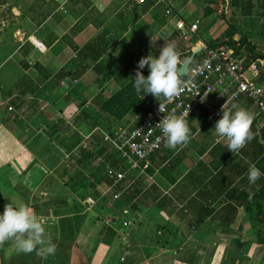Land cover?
I'll list each match as a JSON object with an SVG mask.
<instances>
[{
	"label": "crops",
	"instance_id": "0c3cea01",
	"mask_svg": "<svg viewBox=\"0 0 264 264\" xmlns=\"http://www.w3.org/2000/svg\"><path fill=\"white\" fill-rule=\"evenodd\" d=\"M170 25L159 0L0 1V178L11 190H40L35 214L46 236L73 241L89 264H264V176L248 180L252 164L264 173V158L246 145L228 151L203 112L187 121L190 141L142 163L118 200L107 180L88 185L95 168L122 164L100 147L126 124L101 104L129 82L146 46L168 38ZM96 40L109 45L93 61L86 47ZM237 105L264 127L249 104Z\"/></svg>",
	"mask_w": 264,
	"mask_h": 264
},
{
	"label": "built area",
	"instance_id": "2783aa9c",
	"mask_svg": "<svg viewBox=\"0 0 264 264\" xmlns=\"http://www.w3.org/2000/svg\"><path fill=\"white\" fill-rule=\"evenodd\" d=\"M145 2L147 0H139ZM164 4L165 18L174 24L175 30L182 36L195 34L196 24H185L168 4ZM264 59L247 62L246 57L234 54L227 45L204 48L200 56L190 65L188 72L180 78V94L171 100L160 98L151 108L138 117L135 126L125 125L112 135H104L105 142L118 153L120 167H106L108 180L107 193L118 200L125 188L122 186L140 165L165 146V138L156 126L167 115H183L188 121L193 115L203 112L204 125L221 118L222 106L225 110L235 104H249L264 120ZM12 111V107L8 108Z\"/></svg>",
	"mask_w": 264,
	"mask_h": 264
},
{
	"label": "clouds",
	"instance_id": "9594fccd",
	"mask_svg": "<svg viewBox=\"0 0 264 264\" xmlns=\"http://www.w3.org/2000/svg\"><path fill=\"white\" fill-rule=\"evenodd\" d=\"M185 64L186 61L180 59L176 45L165 43L158 57L148 55L138 61L133 77L136 93L143 97L152 94L171 100L180 94V77ZM146 66L149 72L147 76L142 72ZM225 105L221 109V118L215 123V134L219 139L227 140L228 151L238 154L254 138L251 130L254 116L235 103L228 110H225ZM156 126L161 130L168 148L175 149L190 141L191 130L183 115H167ZM261 176L264 173L255 164L250 165L249 183L255 184ZM8 241L15 242L17 252L31 253L38 249V254L45 259L56 252V245L46 236L45 225L40 222L32 208L12 199L5 204L3 212H0V244Z\"/></svg>",
	"mask_w": 264,
	"mask_h": 264
},
{
	"label": "rangeland",
	"instance_id": "374dc122",
	"mask_svg": "<svg viewBox=\"0 0 264 264\" xmlns=\"http://www.w3.org/2000/svg\"><path fill=\"white\" fill-rule=\"evenodd\" d=\"M172 3L173 10L181 15L180 18L185 24H196L197 31L195 34L182 36L174 33V29L171 28L174 25L171 24L170 30L164 29L168 38L154 44L157 48H162L165 43H174L181 61H185L197 46H201L202 49L206 47L200 41L201 38L215 44L222 43L226 41L228 30L233 27L240 33L239 39L248 44L255 54L261 56L257 59H264V0H172ZM244 14L253 16L250 23H243L241 17ZM234 53L246 57L247 62L254 61L251 53L246 49L241 55L235 50ZM139 115L140 112H137L127 116L126 119L129 122L137 121ZM126 119L121 122L122 125L126 124ZM119 126L118 124L117 127ZM114 127L116 125L112 129ZM17 186L19 187L13 190L5 188V182L0 178V212H3L5 204L12 199L17 203L27 204L36 213V209L40 206L37 200L41 198L40 190L31 193L21 187V183H17ZM34 195L37 197L35 201L32 200ZM55 245L56 252L45 259L38 254V249L31 253L17 252L14 241L5 242L0 244V264H85L84 256L72 250V244Z\"/></svg>",
	"mask_w": 264,
	"mask_h": 264
},
{
	"label": "trees",
	"instance_id": "16d2710c",
	"mask_svg": "<svg viewBox=\"0 0 264 264\" xmlns=\"http://www.w3.org/2000/svg\"><path fill=\"white\" fill-rule=\"evenodd\" d=\"M235 33H236V30L233 27L230 28V30H228V32H227V35L225 36L226 41L219 43V44H215L214 42H207L203 38H201L200 40L203 42V44L206 46V48L217 47L219 45H227V46H230L231 48H233L236 51V53L240 54V55H241V52H243V50L246 49V51L251 53V57H252V59H254V61H255V59L261 57L258 54H255L254 50L251 49L250 46H248V44H245L244 41L240 40L238 42H235L234 40H232V36ZM163 43H165V42H163ZM108 45L109 44L107 42L99 43L96 40L95 42L89 44L86 47V50L93 52V54H94L92 56L93 61H98L102 57V55L107 51ZM146 47L147 48H145L144 51H142L140 53V57H139L140 59L142 57H146L148 55L153 56V57L159 56V52L161 49L160 47L157 48L156 46H154V44H150ZM128 53H131V49H129V48H128ZM199 56H200V54L196 58H198ZM136 69H134L133 76L129 80V82L126 85H124L118 92L114 93L108 99H106L100 106V111L102 113L106 114L107 116H109L110 118H112L116 121H123L124 119H126L127 116H129V115L132 116L137 112H140V115H141L143 112H145L146 110L151 108L157 100L162 98V97H156L153 101L148 103L145 99V97L147 95H145L143 97L142 94L136 93V91L133 87V77L135 76ZM142 72H143V75H145V76H147L149 74L147 66L145 67V69L142 70ZM108 79H110L109 76L103 78V80H105V81ZM261 80L264 82V76H262ZM126 121H127L126 125H131L132 127L137 125V123H138V119H137V121H132V122H129L127 119H126ZM251 130H252L254 138L252 139V141H250L249 143L246 144V147L248 146L251 149L255 150V152L257 154L255 159L260 158V160H262L264 158L262 156L264 154V127L260 130L258 129L256 116H254L253 123L251 126ZM112 134H113V132L110 133V135H112ZM100 150H102L104 152H108V150L111 151L112 148L109 145V143L106 142V143H104L102 148L100 147ZM110 151H109V154H111ZM103 169L102 168H95L90 173V176L92 177L91 183L88 184L90 188L96 189L97 185H99L102 182V179L107 180V178L104 174L105 170L103 172ZM88 185H84L82 188L86 191L89 188ZM262 193H264V189L261 192H259V194H257V203L264 198V195H262ZM260 209H261V206H258V204H257L256 210L258 213L261 212ZM263 223H264V221H263ZM63 244H65V245L73 244V241L63 243ZM36 251H37V249H36ZM84 259H85V264H89V258L84 256Z\"/></svg>",
	"mask_w": 264,
	"mask_h": 264
},
{
	"label": "water",
	"instance_id": "95a60500",
	"mask_svg": "<svg viewBox=\"0 0 264 264\" xmlns=\"http://www.w3.org/2000/svg\"><path fill=\"white\" fill-rule=\"evenodd\" d=\"M202 51V47L201 46H197L189 55V57L185 60L186 64L184 65V71L181 75L180 78H182L187 72L188 69L190 67V65L193 63V61L195 60V58L200 54V52ZM156 97L153 96L152 94H147V96L145 97L146 101L148 103H150L151 101H153Z\"/></svg>",
	"mask_w": 264,
	"mask_h": 264
}]
</instances>
